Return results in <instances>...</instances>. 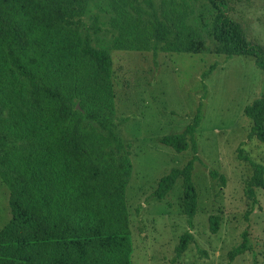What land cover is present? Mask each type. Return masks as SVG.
I'll use <instances>...</instances> for the list:
<instances>
[{
  "label": "trees",
  "instance_id": "1",
  "mask_svg": "<svg viewBox=\"0 0 264 264\" xmlns=\"http://www.w3.org/2000/svg\"><path fill=\"white\" fill-rule=\"evenodd\" d=\"M241 1L108 0L98 5L103 21L90 14L94 0H0V181L10 210L0 228V264H132L125 198L131 143L118 134L126 118L115 116L110 51L251 56L264 72V45L248 39L244 24L230 15ZM243 114L251 122L247 139L264 143V92ZM201 118L199 103L182 131L159 137L193 155L162 175L151 193L164 199L179 178L180 213L189 225L197 211L192 169ZM237 151L252 168L245 195L255 203L264 166ZM210 174L224 183L223 175ZM218 224L219 216L210 215L211 233ZM192 240L183 232L175 257ZM246 250L244 231L228 256Z\"/></svg>",
  "mask_w": 264,
  "mask_h": 264
},
{
  "label": "rangeland",
  "instance_id": "2",
  "mask_svg": "<svg viewBox=\"0 0 264 264\" xmlns=\"http://www.w3.org/2000/svg\"><path fill=\"white\" fill-rule=\"evenodd\" d=\"M107 2L94 0L90 14L106 21L98 5L105 7ZM233 7L230 15L244 24L247 38L264 45V0H243ZM84 23L87 26L90 17ZM100 36L106 41L110 33L105 30ZM110 54L115 116L126 118L118 124V134L131 143L125 198L132 264H264V189L255 190V203L248 200L245 185L252 168L237 151L241 147L264 166V143L247 139L251 122L243 114L244 106L264 92V72L251 56L243 55L158 52L154 56L133 50ZM211 64L214 69L201 79ZM199 103L202 118L194 134L199 159L192 169L197 211L189 225L180 213L179 178L164 199H152L151 193L162 175L193 155L190 147L176 152L159 137L182 131ZM210 171L223 175L224 183ZM7 200L8 190L0 181V228L10 217ZM212 214L219 216L215 233L209 230ZM187 230L193 240L175 257L174 247ZM244 231L248 250L230 259L228 252L241 242Z\"/></svg>",
  "mask_w": 264,
  "mask_h": 264
}]
</instances>
